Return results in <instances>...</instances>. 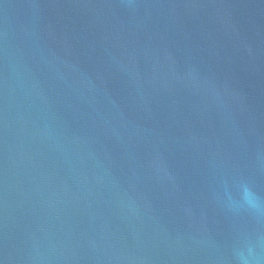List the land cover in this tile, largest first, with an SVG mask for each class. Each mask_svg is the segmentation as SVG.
<instances>
[{
    "label": "water",
    "instance_id": "obj_1",
    "mask_svg": "<svg viewBox=\"0 0 264 264\" xmlns=\"http://www.w3.org/2000/svg\"><path fill=\"white\" fill-rule=\"evenodd\" d=\"M264 0H0V264H264Z\"/></svg>",
    "mask_w": 264,
    "mask_h": 264
},
{
    "label": "clouds",
    "instance_id": "obj_2",
    "mask_svg": "<svg viewBox=\"0 0 264 264\" xmlns=\"http://www.w3.org/2000/svg\"><path fill=\"white\" fill-rule=\"evenodd\" d=\"M241 188L244 204L255 212L264 211V200L252 191L247 184H242ZM237 259L240 261V264H249L242 252L237 253Z\"/></svg>",
    "mask_w": 264,
    "mask_h": 264
}]
</instances>
